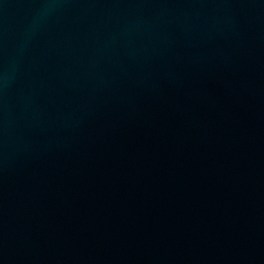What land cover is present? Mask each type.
<instances>
[{
  "label": "water",
  "instance_id": "1",
  "mask_svg": "<svg viewBox=\"0 0 264 264\" xmlns=\"http://www.w3.org/2000/svg\"><path fill=\"white\" fill-rule=\"evenodd\" d=\"M0 264H264V0H0Z\"/></svg>",
  "mask_w": 264,
  "mask_h": 264
}]
</instances>
